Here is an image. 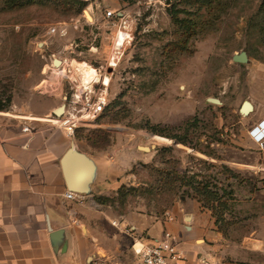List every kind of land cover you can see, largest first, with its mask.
<instances>
[{
    "label": "rangeland",
    "instance_id": "1",
    "mask_svg": "<svg viewBox=\"0 0 264 264\" xmlns=\"http://www.w3.org/2000/svg\"><path fill=\"white\" fill-rule=\"evenodd\" d=\"M82 1L86 6L53 0L16 10L0 2V96H12L2 113L19 121L53 116L65 102L61 91L46 94L41 86L51 60L56 67L65 57L105 65L119 31L114 25L121 22L104 17L108 11L125 15L132 38L108 75L110 105L74 138L87 153L105 157L97 159L101 173L112 175L100 181L101 197L109 201L102 213H92V228L114 242L117 259L128 264L136 258L133 235L111 220L139 226L142 218V231L152 230L153 221L161 234L156 222L172 211L191 228L180 246L184 252L194 249L214 264H264V140L252 136L264 126V0L180 6L179 21L166 0ZM56 27L66 35H51ZM242 52L247 64L233 61ZM245 102L254 107L248 116L241 114ZM176 173L210 182L220 199L210 204L215 213L183 191L164 199L149 193L159 177Z\"/></svg>",
    "mask_w": 264,
    "mask_h": 264
},
{
    "label": "crops",
    "instance_id": "2",
    "mask_svg": "<svg viewBox=\"0 0 264 264\" xmlns=\"http://www.w3.org/2000/svg\"><path fill=\"white\" fill-rule=\"evenodd\" d=\"M60 91L62 88L56 93ZM7 115L0 112V264H123L117 259L119 247L107 243L91 224L92 213L99 209L103 212L96 201L105 192L100 181L112 176L101 173L97 159H107L84 151L75 139L67 138L62 129L44 119L46 116H25L19 121ZM25 126H30L32 132L24 133ZM71 147L97 165L91 192L76 194L73 200L66 198L70 191L62 167V159ZM141 219L139 226L127 219L111 220V224L126 235L129 228L133 229L134 245L137 238L162 235L153 221L152 230L142 231ZM156 224L172 233L179 247L187 238L184 235L189 228L180 219ZM54 232H62L59 242ZM185 254L190 264L208 259L194 249ZM131 260L128 264H138L136 258Z\"/></svg>",
    "mask_w": 264,
    "mask_h": 264
},
{
    "label": "built area",
    "instance_id": "3",
    "mask_svg": "<svg viewBox=\"0 0 264 264\" xmlns=\"http://www.w3.org/2000/svg\"><path fill=\"white\" fill-rule=\"evenodd\" d=\"M118 17L121 22L120 26H114L118 27L119 31L105 65L94 67L87 63L78 64L76 60L65 57L56 59L61 63L56 67L54 58L48 65L47 72L44 71L45 80L41 86H45L46 94L56 93L59 88H62V99L65 102V111L61 117H49L46 120L62 129L69 139H74L80 128L92 126L108 106L110 89L108 75L115 72L120 66L124 55L123 50L132 38V34L128 32L131 27L130 22L125 18V15L108 11L104 19L110 22ZM58 33L66 35L67 30L63 27L50 30L51 35ZM71 47L77 48L76 42L72 43ZM54 80H58L56 87L51 85V81ZM23 132L31 133L32 129L30 126H25ZM252 136L257 142L264 140V136L259 134H252ZM66 198L73 200L76 198V194L69 192L66 194ZM175 220L174 212L170 211L166 214L163 222H174ZM127 233L134 235L135 231L129 228ZM136 240L138 242L134 245V253L138 264H190L185 252L180 249L169 231L164 230L159 238L140 237ZM200 264L214 263L204 258L200 260Z\"/></svg>",
    "mask_w": 264,
    "mask_h": 264
},
{
    "label": "trees",
    "instance_id": "4",
    "mask_svg": "<svg viewBox=\"0 0 264 264\" xmlns=\"http://www.w3.org/2000/svg\"><path fill=\"white\" fill-rule=\"evenodd\" d=\"M214 1L215 0H166L167 4L172 6L171 12L176 21H179L178 15L183 13L182 9L177 10L178 7L188 6L193 8L198 6H211L213 5ZM0 2H2L8 9L16 10L35 4H49L53 2V0H0ZM77 3L82 7L86 6L85 2H83L82 0H77ZM175 13L176 15L174 16ZM11 105V95L7 96V94H4L3 96H0V112L9 110ZM109 105L110 104H108V106L105 108L101 117L105 114L106 109L109 107ZM78 131L79 130H77V132ZM177 141L180 143H185L182 138H177ZM211 187L212 186L210 182L206 180L197 182L194 176H178L176 173L168 174L165 177H159V179L156 180L155 183H153L149 188V193L155 196H160L162 199H164L165 197L167 198L173 194L183 191V195L187 196L188 198L198 200V202L202 204L203 208H209L210 210L213 209L214 211V207L210 206V204L211 202L214 203L216 201H220V199L217 198V196L219 195L216 194L217 192H213ZM96 201L100 205H104V202L109 201V199L104 197H97ZM215 217H217V221L220 219L224 220L223 216H218L215 214Z\"/></svg>",
    "mask_w": 264,
    "mask_h": 264
},
{
    "label": "water",
    "instance_id": "5",
    "mask_svg": "<svg viewBox=\"0 0 264 264\" xmlns=\"http://www.w3.org/2000/svg\"><path fill=\"white\" fill-rule=\"evenodd\" d=\"M233 61L236 63L247 64L249 59L246 52L235 55ZM60 66V61L55 62ZM111 71V70H110ZM208 102L216 105H221L222 102L218 99L210 98ZM65 105L54 110L55 117H61L64 114ZM254 111V107L250 102H245L241 109L243 116H248ZM143 151L150 152L151 148L142 147ZM63 172L67 181L68 189L71 193L78 195H86L91 192V186L97 177V165L93 159L84 153L78 152L74 147H71L64 158L62 159ZM187 222L191 221V216L185 218ZM189 228V227H188ZM191 230V228H189ZM62 232H54V238L59 242ZM54 241V240H53Z\"/></svg>",
    "mask_w": 264,
    "mask_h": 264
},
{
    "label": "bare ground",
    "instance_id": "6",
    "mask_svg": "<svg viewBox=\"0 0 264 264\" xmlns=\"http://www.w3.org/2000/svg\"><path fill=\"white\" fill-rule=\"evenodd\" d=\"M87 17H88L89 20L92 21V17L89 14H87ZM256 132H257L256 134H259L260 136H264V126L258 127Z\"/></svg>",
    "mask_w": 264,
    "mask_h": 264
}]
</instances>
